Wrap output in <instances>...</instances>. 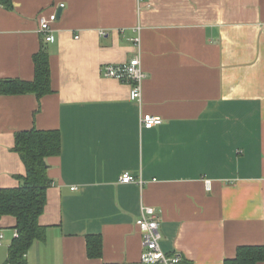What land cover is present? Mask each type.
Listing matches in <instances>:
<instances>
[{"label":"crops","instance_id":"1","mask_svg":"<svg viewBox=\"0 0 264 264\" xmlns=\"http://www.w3.org/2000/svg\"><path fill=\"white\" fill-rule=\"evenodd\" d=\"M60 8L54 40L45 41L38 19ZM40 49L51 91L0 94V188L18 187L25 173L16 132L56 129L61 138L46 160L45 231L26 251L28 264H144L141 205L156 209L161 249L192 264L264 247V0L0 5V80H32ZM136 54L141 102L130 98V82L102 75L105 64ZM141 113L162 123L141 127ZM124 172L135 181L120 182ZM0 231L4 264L15 218L2 216ZM94 233L102 240L95 257Z\"/></svg>","mask_w":264,"mask_h":264},{"label":"trees","instance_id":"2","mask_svg":"<svg viewBox=\"0 0 264 264\" xmlns=\"http://www.w3.org/2000/svg\"><path fill=\"white\" fill-rule=\"evenodd\" d=\"M0 5L11 7V0H0ZM34 77L32 80L4 78L0 80V94L29 93L42 97L51 91L48 52L40 49L33 56ZM13 150L24 164L25 173L18 177L16 188H0V218L11 215L15 218L17 235L8 246L4 264H28L26 251L36 239L43 238L45 227L38 223L44 211L46 190L53 183L48 176L47 158L58 155L61 148L60 133L56 129L41 130L36 127L20 130L14 134ZM88 252L101 255V237L98 233L87 236ZM264 260L262 245H240L233 258L224 264H257ZM179 264H192L184 259Z\"/></svg>","mask_w":264,"mask_h":264},{"label":"built area","instance_id":"3","mask_svg":"<svg viewBox=\"0 0 264 264\" xmlns=\"http://www.w3.org/2000/svg\"><path fill=\"white\" fill-rule=\"evenodd\" d=\"M63 3H60L62 6ZM57 16L55 12L49 13L45 16H40L38 19V32L44 37L45 41H53L52 26L56 21ZM135 46L139 49V36L132 38ZM140 50V49H139ZM102 75L105 77L114 78L117 80H126L131 83L130 98L141 102L142 99V84L145 80V72L139 60V54L134 55L128 61L119 62L118 64H105L102 68ZM140 126L149 128L154 125L162 123L161 118L152 114L141 113L139 116ZM120 182L130 183L135 179L124 172L120 176ZM141 182V181H140ZM206 189L210 188V180L205 182ZM140 217L137 219L142 236V252L140 261L144 264H179L181 256L177 253H166L160 247V240L162 238L159 232V221L156 209L141 205ZM17 235L15 229L14 236ZM3 233L0 231V245L2 244Z\"/></svg>","mask_w":264,"mask_h":264},{"label":"water","instance_id":"4","mask_svg":"<svg viewBox=\"0 0 264 264\" xmlns=\"http://www.w3.org/2000/svg\"><path fill=\"white\" fill-rule=\"evenodd\" d=\"M60 13H61V8L58 9V11L56 12V16H57V18L60 16Z\"/></svg>","mask_w":264,"mask_h":264}]
</instances>
